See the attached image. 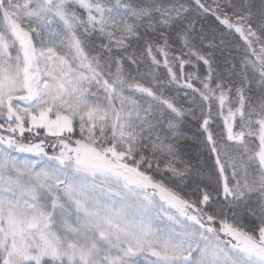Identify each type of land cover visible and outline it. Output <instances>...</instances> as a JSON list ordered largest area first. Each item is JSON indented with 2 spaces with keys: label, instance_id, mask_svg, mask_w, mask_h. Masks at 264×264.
Segmentation results:
<instances>
[{
  "label": "snow or ice",
  "instance_id": "snow-or-ice-1",
  "mask_svg": "<svg viewBox=\"0 0 264 264\" xmlns=\"http://www.w3.org/2000/svg\"><path fill=\"white\" fill-rule=\"evenodd\" d=\"M0 264H264V0H0Z\"/></svg>",
  "mask_w": 264,
  "mask_h": 264
},
{
  "label": "trees",
  "instance_id": "trees-1",
  "mask_svg": "<svg viewBox=\"0 0 264 264\" xmlns=\"http://www.w3.org/2000/svg\"><path fill=\"white\" fill-rule=\"evenodd\" d=\"M209 23H212V21L210 20ZM185 135L187 137H195L199 135L198 129L194 122L185 126ZM189 143L191 144V148L189 150L193 155H195V153L199 150L198 146L193 140H190Z\"/></svg>",
  "mask_w": 264,
  "mask_h": 264
}]
</instances>
